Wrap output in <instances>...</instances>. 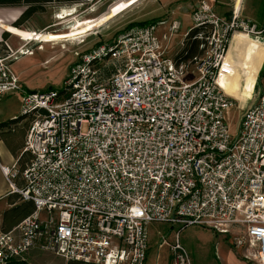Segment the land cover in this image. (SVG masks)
<instances>
[{"label":"built area","instance_id":"obj_1","mask_svg":"<svg viewBox=\"0 0 264 264\" xmlns=\"http://www.w3.org/2000/svg\"><path fill=\"white\" fill-rule=\"evenodd\" d=\"M214 1L191 6L199 56H166L178 20L133 25L77 54L61 91L22 92L1 49L0 100L20 95L28 161L0 170L34 210L0 233V264L34 248L65 262L144 264L152 223L205 227L264 264V76L234 134L225 112L236 99L219 84L234 34L261 40L264 28L239 8L219 16ZM174 237L172 264H190Z\"/></svg>","mask_w":264,"mask_h":264},{"label":"rangeland","instance_id":"obj_2","mask_svg":"<svg viewBox=\"0 0 264 264\" xmlns=\"http://www.w3.org/2000/svg\"><path fill=\"white\" fill-rule=\"evenodd\" d=\"M118 1L120 0H93L87 3L60 6L47 5L42 12L23 21L19 29L34 35H60L69 32V27L75 23L74 20L79 22L100 21L106 16L109 8ZM193 1L136 0L123 12L92 28L83 36L57 39L40 44L31 42V40L17 39L0 29L2 40L0 53L2 48H6V51L13 55L14 62L11 64V70L17 77L22 92L61 91L69 68L75 62L77 54L99 44L111 42L130 24L180 21L181 27L171 41L166 45L164 42V45L167 46L166 56L173 59L175 54L181 50L183 35L191 26L187 14H190ZM219 1L227 5L223 6L226 9L231 8V0ZM253 1L243 0V9L244 11L246 9L248 13L247 18L254 21V18L251 17ZM23 11L24 7L0 8V21L15 28L13 25ZM66 11L73 15L59 20L57 17H65ZM163 32H166L164 28L160 30V36ZM261 43L260 39L248 38L237 32L234 34L228 50L224 63L225 73H221L219 84L226 95L236 99L235 107L225 112V120L232 134L237 128L241 114L254 104V99L257 97V94L251 95V93L254 81H256V73L264 57V46ZM229 57L233 60L231 63L234 68L227 64ZM189 73V80L195 78L194 71L189 70ZM260 82L258 86H260ZM249 97L250 99H248ZM19 105V93H12L1 99L0 122L17 115ZM176 232H179V243L185 249L190 264H247L241 257L242 252L231 246L229 236L218 235L198 225L181 230L178 227L171 228L169 225L161 223H152L149 226L148 249L144 264H172L171 248L175 244L174 234ZM164 242L165 245L162 244ZM11 264H66V262L53 254L34 248L27 252L22 260Z\"/></svg>","mask_w":264,"mask_h":264},{"label":"crops","instance_id":"obj_3","mask_svg":"<svg viewBox=\"0 0 264 264\" xmlns=\"http://www.w3.org/2000/svg\"><path fill=\"white\" fill-rule=\"evenodd\" d=\"M133 1L134 0H120V1L116 2L113 6H111L109 8L106 15L112 14L113 15L112 18L117 16L118 14L123 12L127 7H129L131 4H133L134 3ZM125 3H129V5L127 7H124ZM213 5H214L216 13L219 16L228 17L231 15V12L234 8H235V10H238V8H239L241 16L247 18L248 13H247L246 9H245V11L243 9V0H231V8H229V9H226L225 7L227 5L224 2H220L219 0H215ZM223 6H225V7H223ZM232 6H233V9H232ZM187 16H189V20H190V15L187 14ZM251 17L254 18L252 16V13H251ZM112 18H110V19H112ZM110 19H108V20H110ZM108 20H106V22ZM260 41L262 42V40H260ZM261 44L264 46L263 42ZM226 59H227V55H226L225 61H226ZM231 61H233V60H232V58L229 57L227 64L229 66H231V68L232 67L234 68V65L231 63ZM263 65H264V57H263V61L261 63V66L256 73V79H255L256 81L258 79L259 73H260ZM256 81H254L253 91H252L251 95L253 93L258 95L259 86L256 89ZM248 99H250V97ZM19 107H20V105H19ZM18 116H19V111H18L17 115H15L13 118H9L4 122H0V124L14 120L16 118H19ZM27 126H28L27 120L19 118V120H17L16 123L10 125L8 128H4V129L0 130V166L1 167H11L13 164H15L18 171H22L25 168V166L27 164L26 162H27L28 157L24 156L23 158H21V156H22L21 154H22L23 141H24V136H25ZM20 158H21V160H20ZM12 184L15 188H21L23 185L22 180L20 178L15 179ZM16 196L18 197L19 195L12 192L10 185L8 184V182L6 181L4 175L2 174V172L0 170V233H2L3 231L5 232L6 230L9 231V230L15 228V226L12 225L13 224L12 220H10V219L4 220V222H3L4 213H6L8 210L14 208V206H16V205H20L22 203H27L26 201H23L20 198V196H19L20 199L18 201H16L17 200V199L15 200ZM31 205H32V203H31ZM247 264H249V263H247Z\"/></svg>","mask_w":264,"mask_h":264},{"label":"trees","instance_id":"obj_4","mask_svg":"<svg viewBox=\"0 0 264 264\" xmlns=\"http://www.w3.org/2000/svg\"><path fill=\"white\" fill-rule=\"evenodd\" d=\"M93 0H0V8H9V7H24V11L21 13L19 18L16 20V23L13 25L15 28L19 29L20 24L23 21L30 19L33 15L38 12H42L45 6L47 5H66V4H76V3H87ZM252 16L255 18L254 22L257 24L258 28L262 30L264 28V0H254L252 4ZM229 17V16H228ZM145 23L130 24L128 27L133 25H146ZM127 27V28H128ZM204 32L202 29L190 30L186 33L183 38L182 48L175 54L173 60L175 63L187 62L192 58L199 56L201 51L199 49L200 40L198 39V34ZM6 36V35H5ZM264 43V34L261 38ZM264 76V65L259 73L258 79L256 81V89L259 85L260 79ZM19 118L0 124V130L8 128L10 125L16 123ZM21 158L26 156L21 154ZM20 158V160H21ZM19 160V161H20ZM28 161V158H27ZM27 163V162H26ZM17 199V200H16ZM19 196L15 198L18 201ZM34 208L31 203H22L20 205L14 206V208L8 210L4 213V220H12L13 226H17L24 218L29 216L33 212ZM12 230V229H11ZM9 230V231H11ZM9 232L8 230H6ZM2 233H7V232ZM66 264H83L78 262H66Z\"/></svg>","mask_w":264,"mask_h":264},{"label":"bare ground","instance_id":"obj_5","mask_svg":"<svg viewBox=\"0 0 264 264\" xmlns=\"http://www.w3.org/2000/svg\"><path fill=\"white\" fill-rule=\"evenodd\" d=\"M135 1L136 0H134L133 2H135ZM128 5H129V3H125L124 7H127ZM69 11L65 12V14H66L65 17L64 16H62V17L58 16L57 18L59 20H62V19H65L67 17L72 16L73 14H70ZM112 16H113L112 14L106 15L104 18L100 19V21H98V22H93V21H90V22H82L81 21V22H79V21L74 20L75 23L69 27V32L63 33L60 35H51V34L34 35L33 33L13 28L10 25H6L2 21H0V29L3 30L4 32L9 33L10 35H12L13 37H15L17 39H20L23 41L31 40V42H36V43L40 44L43 42L53 41V40H57V39L77 38V37L83 36V35H85V33L89 32L92 28H95L99 24H101V23L105 22L106 20L112 18ZM240 34H242V33H240ZM35 39H38V40H35Z\"/></svg>","mask_w":264,"mask_h":264}]
</instances>
